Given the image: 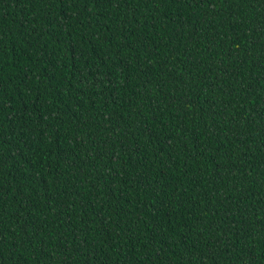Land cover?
Segmentation results:
<instances>
[{
  "label": "trees",
  "instance_id": "trees-1",
  "mask_svg": "<svg viewBox=\"0 0 264 264\" xmlns=\"http://www.w3.org/2000/svg\"><path fill=\"white\" fill-rule=\"evenodd\" d=\"M0 264H264V0H0Z\"/></svg>",
  "mask_w": 264,
  "mask_h": 264
}]
</instances>
